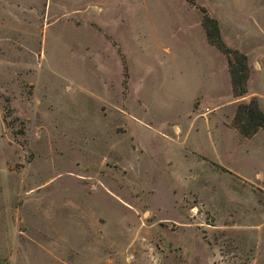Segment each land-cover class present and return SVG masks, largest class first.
<instances>
[{
  "label": "rangeland",
  "instance_id": "1",
  "mask_svg": "<svg viewBox=\"0 0 264 264\" xmlns=\"http://www.w3.org/2000/svg\"><path fill=\"white\" fill-rule=\"evenodd\" d=\"M74 1L83 0H55L46 17L43 0H0V264H264V172L251 170L258 147L234 118L246 102L234 104L241 97L231 92L234 99L208 115L212 144L203 129L172 136L127 121L125 80L104 64V50L97 80L82 49L62 55L53 72L39 59L31 65L27 48L37 49L38 33L51 23L62 32L59 46L81 38L89 48V17L56 16ZM183 2L226 33L234 24L239 32L264 26V0H145L143 9L160 16L161 6ZM110 3L114 29L127 5L135 26L136 0ZM106 20L98 30L116 47Z\"/></svg>",
  "mask_w": 264,
  "mask_h": 264
},
{
  "label": "crops",
  "instance_id": "2",
  "mask_svg": "<svg viewBox=\"0 0 264 264\" xmlns=\"http://www.w3.org/2000/svg\"><path fill=\"white\" fill-rule=\"evenodd\" d=\"M136 1V28H130L127 5L121 7V28L116 25L115 29L114 7L110 0H99L93 4H86L84 0L79 3L74 1L73 7L66 6V11L64 4L61 6L64 12L58 13L57 17L91 19L89 48L82 45L85 40L81 38L75 39L73 48L59 46L62 32L55 26L56 22L51 23L40 30L41 34L38 33L37 49L31 51L27 48L26 55L32 58L31 65H34V58L37 62L39 59V66L45 63L53 72L51 67L62 65V55L72 56L74 51L82 49L89 52L87 57L90 68L97 80L98 66L102 65L99 49L104 50V64H112L119 76L117 79L125 80L124 85H121L120 112L127 121L144 129L169 130L172 136L184 129V137H189L191 132L203 129L209 143L214 144L208 115L212 117V112L217 113L226 105L227 100L234 99L231 95L226 58L208 42L201 26V14L194 16L193 10L188 9L186 3H181L180 9H166L163 5L160 7V16L158 13L149 17L143 9L145 0ZM47 2L48 0H43L41 5L46 17L55 0L52 4ZM57 6L60 8V3ZM102 16L107 19L104 33L112 37V40L116 38L120 42L116 47L103 36L102 30H98ZM217 24L223 43L247 59L249 70L245 81V94L233 103L255 99L259 110L264 114V26L255 24L249 30L239 32L234 24L233 29L226 33L219 21ZM50 41H56L55 47L50 45ZM50 53L54 54L51 55L55 60L53 62L48 60ZM39 66L37 70L40 69ZM109 72L106 70V83L111 81ZM93 95L113 107V102H108V97L105 99L97 96L95 92ZM221 128L225 129V126L221 124ZM197 135L199 139L203 138L202 133L197 132ZM239 136L233 130L230 138L238 142ZM215 138L217 142L220 140L218 144H222L223 137L220 132L215 134ZM244 140L258 147L249 155L251 170L257 167V171L262 169L264 172V161H258L259 154L264 157V132L257 131L252 139ZM253 175L260 176L257 172Z\"/></svg>",
  "mask_w": 264,
  "mask_h": 264
},
{
  "label": "trees",
  "instance_id": "3",
  "mask_svg": "<svg viewBox=\"0 0 264 264\" xmlns=\"http://www.w3.org/2000/svg\"><path fill=\"white\" fill-rule=\"evenodd\" d=\"M202 12L201 26L208 42L226 57L230 75L231 92L234 97L245 94V81L248 74L246 58L243 54L225 47L219 37L217 22ZM234 56V60L230 56ZM235 124L238 132L243 137L252 136L258 129L264 130V114L259 110L254 99L246 103H239L235 111Z\"/></svg>",
  "mask_w": 264,
  "mask_h": 264
}]
</instances>
